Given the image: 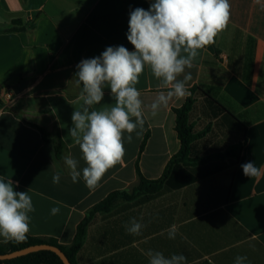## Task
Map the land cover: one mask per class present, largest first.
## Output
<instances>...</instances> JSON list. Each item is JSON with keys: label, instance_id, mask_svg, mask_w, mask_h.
I'll return each mask as SVG.
<instances>
[{"label": "crops", "instance_id": "1", "mask_svg": "<svg viewBox=\"0 0 264 264\" xmlns=\"http://www.w3.org/2000/svg\"><path fill=\"white\" fill-rule=\"evenodd\" d=\"M152 0H0V177L14 190L27 192L35 211L27 235L54 239L63 246L75 240L86 212L111 192L138 182L136 162L148 135L139 166L149 180L162 177L180 152L175 109L187 99H173L151 116L149 105L160 89L146 66L136 85L141 92L145 125L140 136L124 134L123 162L111 168L100 186L90 190L82 176L71 181L66 156L86 167L78 145L69 136L79 109L82 85L74 81L77 65L99 57L107 47H134L127 40L130 12L148 10ZM231 20L215 43L200 50L191 69L188 90L198 86L215 97L231 115L210 120L203 97H197L193 123L205 133L195 143L205 156L244 143L240 160L227 158L191 168L198 180L141 206L92 224L78 264H149L151 249L165 256L182 254L185 264H264V0H229ZM183 79V75L178 77ZM10 93L11 100L5 99ZM109 87L95 110L114 106ZM60 134L66 145L59 159L42 132ZM139 131V129H138ZM254 162L259 177H246L241 165ZM61 174L59 184L52 182ZM18 182V186L16 184ZM59 207L53 216L50 210ZM135 218L140 235L126 231ZM175 226V239L168 231ZM0 242L5 243L3 237Z\"/></svg>", "mask_w": 264, "mask_h": 264}, {"label": "clouds", "instance_id": "2", "mask_svg": "<svg viewBox=\"0 0 264 264\" xmlns=\"http://www.w3.org/2000/svg\"><path fill=\"white\" fill-rule=\"evenodd\" d=\"M259 3V0H257ZM264 8V5H262ZM231 20L229 0H154L148 10L136 8L130 12L127 40L134 47L129 51L124 46H109L99 57L84 59L78 65L74 81L82 85L79 100L82 105L74 110L73 127L69 136L78 145L86 167L79 169V161L66 156L64 163L70 170L73 183L81 176L90 190L100 186L105 174L123 162L125 155L124 134L131 142L132 133L139 137L144 129L145 114L141 92L136 85L147 66L159 82L160 89L149 105L155 117L161 107L173 100H182L191 95L186 87L192 79L190 72L200 50L215 43ZM183 75V79H178ZM109 87L115 100L114 106L95 110L104 98V88ZM139 129V131H138ZM246 177H259L261 170L254 162L241 165ZM61 174L52 177L59 184ZM18 186V182H16ZM35 208L27 192L14 190L10 178L0 177V237L4 242H22L30 231V213ZM53 207L50 214H59ZM132 235H140L144 225L133 218L126 226ZM176 228L168 231V238L175 239ZM145 255L149 264H185L182 254L165 256L149 249ZM246 256H237L235 264H244Z\"/></svg>", "mask_w": 264, "mask_h": 264}, {"label": "trees", "instance_id": "3", "mask_svg": "<svg viewBox=\"0 0 264 264\" xmlns=\"http://www.w3.org/2000/svg\"><path fill=\"white\" fill-rule=\"evenodd\" d=\"M189 91L191 95L185 104L182 107L175 109L177 117L176 128L181 141V150L170 159L162 177L156 180H149L144 177L140 170V157L148 141V135H146L141 144L139 157L136 162L138 182L128 190L111 192L102 201L92 206L86 212L83 221L79 224L72 245L63 246L54 239L27 235V238L22 242L14 240L8 241L7 243L0 242V254L21 250L34 245L48 244L61 249L72 264H78L76 261L77 254L83 247L88 228L92 224L110 218L116 214H120L130 208L141 206L171 192L172 190L182 188L197 181L198 178L190 172L191 168L194 166L217 160H225L227 158H234L236 161H239L240 152L244 143L233 145L224 152H217L205 156L196 155L195 143L197 139L205 134L197 133L193 123V113L198 101L197 97H203L202 103L204 113L208 115L210 120L217 119L222 115L225 117V115L228 116L231 114L215 97L208 94L200 87L194 86ZM1 106H3V102L0 98V107ZM34 126L42 132L45 142L53 145L56 156L61 159L67 148L60 134L52 135L46 128L38 125ZM0 264H64V262L56 253L44 250L13 260L0 261Z\"/></svg>", "mask_w": 264, "mask_h": 264}, {"label": "water", "instance_id": "4", "mask_svg": "<svg viewBox=\"0 0 264 264\" xmlns=\"http://www.w3.org/2000/svg\"><path fill=\"white\" fill-rule=\"evenodd\" d=\"M44 250L52 251L56 253L62 259L64 264H72L61 249H59L56 246H52L48 244L34 245V246H30V247H27L21 250H16V251L5 253V254H0V261L13 260V259L28 255L34 252H39V251H44Z\"/></svg>", "mask_w": 264, "mask_h": 264}, {"label": "built area", "instance_id": "5", "mask_svg": "<svg viewBox=\"0 0 264 264\" xmlns=\"http://www.w3.org/2000/svg\"><path fill=\"white\" fill-rule=\"evenodd\" d=\"M1 98V97H0ZM5 99H7V100H11V95H10V93H6L5 94ZM2 100V99H1ZM2 102H3V105H4V101L2 100Z\"/></svg>", "mask_w": 264, "mask_h": 264}]
</instances>
